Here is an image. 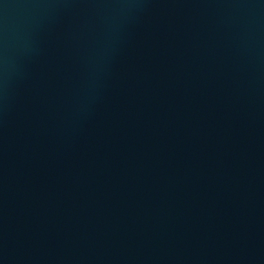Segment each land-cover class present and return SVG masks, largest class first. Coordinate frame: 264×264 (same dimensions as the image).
I'll return each instance as SVG.
<instances>
[{"label":"water","instance_id":"95a60500","mask_svg":"<svg viewBox=\"0 0 264 264\" xmlns=\"http://www.w3.org/2000/svg\"><path fill=\"white\" fill-rule=\"evenodd\" d=\"M0 264H264V0H0Z\"/></svg>","mask_w":264,"mask_h":264}]
</instances>
